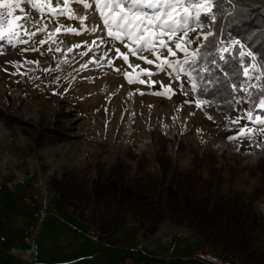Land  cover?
<instances>
[{
  "label": "rangeland",
  "instance_id": "1",
  "mask_svg": "<svg viewBox=\"0 0 264 264\" xmlns=\"http://www.w3.org/2000/svg\"><path fill=\"white\" fill-rule=\"evenodd\" d=\"M35 2L38 9L45 8V0ZM21 8L23 12L15 9L13 15L29 17L19 22L28 31L36 32L44 25L47 29L31 39L21 30L11 44L7 38L0 40V223L6 239L2 249L14 254H0V264H210L194 259L200 252L194 234L169 221L146 238L134 224L118 235L101 233L97 226L82 223L64 208L51 189V181L61 179L66 170H85L99 163L110 166L128 146L136 155L147 152L148 167L155 170V154L162 149V137L169 141L183 137L187 151H199L205 144L217 150L220 158L226 154L232 159L235 152H240L246 157L242 166L252 168L258 161L251 154V141L264 142V133L247 118L252 109L248 99L256 88L243 91L245 98L237 96L233 112L220 113L214 104L194 95L185 73L175 79L172 69L158 70L156 65L161 61L148 51L140 55L153 60V64L131 55L125 62L115 52L119 47L127 53L119 41L109 39L106 32H85L84 27L100 21L80 4L73 3L71 8L79 15H88L84 27L77 19L52 16L27 3ZM58 25L77 28L80 34L62 30L49 39L48 33ZM200 31H190L187 39L194 42L181 41V47L191 52L201 45L203 36L196 39ZM182 34L177 33L173 39ZM98 36L105 42L101 43ZM41 40L47 42L38 43ZM93 40L97 41L95 45ZM168 43L175 55L158 48L161 60H183L185 53L175 43ZM76 44L80 47H73ZM69 47H73L71 52ZM84 64L87 67H81ZM251 84L259 87L260 81L253 79ZM168 87L169 95L154 94ZM2 112L14 117H2ZM156 125L160 135L154 140L150 130ZM245 126L252 130L247 137L240 135ZM49 134L54 138L36 144L37 139ZM177 144L171 143V151L183 169L189 166L190 154L186 151L178 155ZM94 175L91 172L89 176ZM261 209L264 211V203ZM20 226L23 230L17 232ZM17 256L26 258L16 260Z\"/></svg>",
  "mask_w": 264,
  "mask_h": 264
},
{
  "label": "trees",
  "instance_id": "2",
  "mask_svg": "<svg viewBox=\"0 0 264 264\" xmlns=\"http://www.w3.org/2000/svg\"><path fill=\"white\" fill-rule=\"evenodd\" d=\"M212 31L217 41L224 42L221 47L237 39L246 53L252 52L258 63L264 62V0H234L232 4L225 0ZM239 50L240 45H235L223 53L227 63L219 59L220 53L215 54V63L211 56L198 57L191 79L186 74L192 85L196 84L194 95L223 114L235 110L237 96L245 98L243 91L233 92L231 84L242 87V66L255 63L245 55L238 71ZM255 110L260 113L259 108ZM1 116L14 117L3 112ZM159 132L156 125L150 130L151 137L155 140ZM51 138V134L42 136L36 144ZM162 138L155 170L148 167L147 152L136 155L128 146L110 166L99 163L85 170H66L61 179L51 181V189L64 208L103 234L118 235L134 224L146 238L169 221L190 230L200 252L233 264H264V142L251 141V154L258 161L252 168L242 166L246 157L240 152L232 159L226 154L220 158L217 150L201 144L199 151L188 150L190 163L182 169L171 143L177 141L176 153L182 155L188 149L185 139Z\"/></svg>",
  "mask_w": 264,
  "mask_h": 264
},
{
  "label": "snow or ice",
  "instance_id": "3",
  "mask_svg": "<svg viewBox=\"0 0 264 264\" xmlns=\"http://www.w3.org/2000/svg\"><path fill=\"white\" fill-rule=\"evenodd\" d=\"M233 2L234 0H227L229 4ZM23 3L30 4L32 8L38 9L35 0H0V9L6 10L0 11V40L7 38L8 43L11 44L13 38H19L21 30L29 39L35 36L37 32L46 31L47 25L38 27L36 32H31L25 28L24 23H19L22 20L26 22L29 18L26 15H13L15 9H19L21 12L24 11L21 8V4ZM73 3L80 4L86 10H91L92 14L98 15L100 22L94 23L91 27H84V22L88 19V15L77 14L71 8ZM224 3L225 0H63V7H61L60 0H56V5L53 7V0H45V8L38 10L48 11L52 16H66L69 19H77L80 22V26L84 27L85 32H106L109 39L119 41L127 49V53H124L121 52L119 47L115 48L117 56L125 62L129 60V55H131L144 60L147 64H153V60L140 55V53L148 51L156 57V60L161 61L156 65L158 70L163 71L167 67L176 73L174 76L175 79H180V73L187 74L191 79L192 71L196 70L195 65L197 64L198 57L207 59L211 56V62L215 63V54L220 53L219 59L227 63L228 61L225 60L223 53H229L230 49L235 45H240L238 71L240 66L243 65L242 58L245 55L253 61L255 60L252 52L246 53L243 50L244 45H241L239 40H229L227 41L228 47H221L220 45L224 42L215 39L216 34L212 31V28L215 26L217 15L222 14ZM148 9L151 12L147 11ZM13 21L17 23L14 24ZM36 23L39 22L37 21ZM196 28L201 29L196 39L199 40L203 36L204 43L189 52L187 47H181L180 42L184 41L186 44H192L194 41L187 39V37L189 32L194 31ZM205 28L208 31L205 32ZM62 30L67 33L80 34L77 28L58 25L52 33H48V38L52 39L55 34L60 33ZM177 33L183 34L174 40L173 38ZM210 37L212 39H209ZM98 39L101 43L105 42L103 36H98ZM20 42L27 43L28 41L20 40ZM46 42L45 40L38 41L40 44ZM168 42L175 43L176 48L185 53L183 60L169 61L167 57L161 60L158 48H165L169 55H175V52L169 46ZM91 43L95 45L97 41L93 40ZM73 47L78 48L80 45L76 44ZM73 47H69L68 51L71 52ZM27 50L25 49V51ZM31 50L37 51L38 49L33 48ZM49 50L51 51V49ZM91 50L89 48V51ZM56 51H60V49L57 48ZM105 56H107V52ZM233 59L235 60L237 58L233 57ZM28 63H33V61H28ZM109 63H111V60H109ZM184 65H189V68L186 69ZM81 67H87V64ZM129 67H133V65L129 64ZM135 67L139 66L137 65ZM141 72L147 75L152 74L143 69H141ZM253 73H256V75H253ZM126 75L128 74L126 73ZM242 75L245 77L242 84L246 86L237 88L236 83H232L231 89L233 92H236L247 91V88H256V96L250 98L248 101L253 107L247 113V118L249 121L258 125L257 131L264 133V82L259 87L251 84L253 79L257 81L264 80V62L242 66ZM132 82V79H129V83ZM139 82L146 83L144 80H140ZM192 88H196L195 83H193ZM170 93L171 88L168 87L165 92H156L154 94L169 95ZM256 108L260 109V113L254 114ZM236 122L232 121V123ZM251 131V129H247V126H245L241 129L240 135L247 137ZM229 139H235V137H229Z\"/></svg>",
  "mask_w": 264,
  "mask_h": 264
},
{
  "label": "built area",
  "instance_id": "4",
  "mask_svg": "<svg viewBox=\"0 0 264 264\" xmlns=\"http://www.w3.org/2000/svg\"><path fill=\"white\" fill-rule=\"evenodd\" d=\"M255 61L257 62V58L256 57H255ZM194 259L199 260L201 262H207V263H210V264H233V263L227 262V261H225V260H223V259H221L219 257L213 256V255H209V254L204 253V252L196 253Z\"/></svg>",
  "mask_w": 264,
  "mask_h": 264
},
{
  "label": "crops",
  "instance_id": "5",
  "mask_svg": "<svg viewBox=\"0 0 264 264\" xmlns=\"http://www.w3.org/2000/svg\"><path fill=\"white\" fill-rule=\"evenodd\" d=\"M17 228H18V229H16L17 232H20V231L23 230L21 226L20 227H17ZM2 229H4V226L0 223V254H4V255L6 254L9 257H13L14 256L13 252H9L8 250H5L4 248L2 249V244L6 242V239H4L5 236H4V233L2 232ZM12 249L14 250L16 248H12ZM20 258H26V257H19V256H17L16 260L17 259H20Z\"/></svg>",
  "mask_w": 264,
  "mask_h": 264
},
{
  "label": "clouds",
  "instance_id": "6",
  "mask_svg": "<svg viewBox=\"0 0 264 264\" xmlns=\"http://www.w3.org/2000/svg\"><path fill=\"white\" fill-rule=\"evenodd\" d=\"M250 52V51H249ZM255 56V55H254ZM256 57V56H255ZM258 61V60H257ZM259 64V63H258Z\"/></svg>",
  "mask_w": 264,
  "mask_h": 264
}]
</instances>
